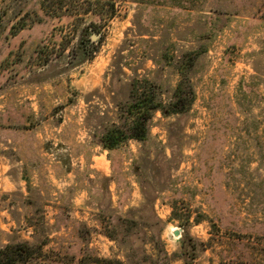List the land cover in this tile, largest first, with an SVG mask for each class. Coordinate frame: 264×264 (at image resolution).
<instances>
[{"label": "rangeland", "instance_id": "374dc122", "mask_svg": "<svg viewBox=\"0 0 264 264\" xmlns=\"http://www.w3.org/2000/svg\"><path fill=\"white\" fill-rule=\"evenodd\" d=\"M149 83L191 100L104 148ZM19 242L17 264H264V0H0V249Z\"/></svg>", "mask_w": 264, "mask_h": 264}, {"label": "trees", "instance_id": "16d2710c", "mask_svg": "<svg viewBox=\"0 0 264 264\" xmlns=\"http://www.w3.org/2000/svg\"><path fill=\"white\" fill-rule=\"evenodd\" d=\"M134 88L132 89L135 93L133 95L134 101L129 106V114L134 115L132 123L126 132L121 128H113L107 131L101 138L102 146L106 149L116 147L127 138L144 140L147 136L148 124L152 118L153 111L161 110L163 113H179L185 110L186 105L191 100L189 98L188 102L187 99L180 96L184 92L181 84L174 91L173 102L167 107L162 106L161 102L157 99V93L150 83L149 88L145 89V91L140 90L138 92L137 88ZM34 250L35 247L26 242L6 245L0 249V264L24 263L30 258Z\"/></svg>", "mask_w": 264, "mask_h": 264}, {"label": "water", "instance_id": "95a60500", "mask_svg": "<svg viewBox=\"0 0 264 264\" xmlns=\"http://www.w3.org/2000/svg\"><path fill=\"white\" fill-rule=\"evenodd\" d=\"M98 36H99V35H98L97 33H93V34L91 35V38H92V39H96ZM174 233L177 234V231H175Z\"/></svg>", "mask_w": 264, "mask_h": 264}, {"label": "crops", "instance_id": "0c3cea01", "mask_svg": "<svg viewBox=\"0 0 264 264\" xmlns=\"http://www.w3.org/2000/svg\"><path fill=\"white\" fill-rule=\"evenodd\" d=\"M9 140V139H8Z\"/></svg>", "mask_w": 264, "mask_h": 264}]
</instances>
